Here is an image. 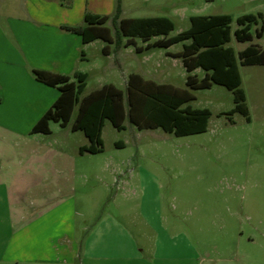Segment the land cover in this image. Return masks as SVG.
Here are the masks:
<instances>
[{"label": "rangeland", "instance_id": "rangeland-1", "mask_svg": "<svg viewBox=\"0 0 264 264\" xmlns=\"http://www.w3.org/2000/svg\"><path fill=\"white\" fill-rule=\"evenodd\" d=\"M11 1L0 0V10L8 11ZM177 4L192 8L186 0H177ZM156 10L146 14L165 12ZM199 14L232 17V38L227 46L237 55L251 45L264 50V30L262 37L257 35L264 28V0H214ZM251 14L262 18L251 28L252 39L238 42L237 20ZM174 21L176 29L169 37L190 27L189 21ZM0 24L7 25L2 17ZM107 26L115 38L112 55L103 54V42L88 48L90 61L83 64L90 76L88 90L109 82L126 93V78L131 73L187 88L183 61L172 57L184 49L183 43L138 54L133 47H118L122 38L112 23ZM239 68L249 119L240 112L230 114L235 108L234 94L226 87L191 90L195 99L183 108L212 113L207 131L201 134L177 137L161 128L139 131L128 117L126 129L119 131L107 120L104 152L80 155L75 143L86 138L83 132L70 131L77 108L66 130L51 124V135L19 137L0 129V181L4 183L0 227L6 223L16 224L12 230L25 227L42 211L40 202L54 191L52 186L25 191L24 169L15 162L65 161L77 173L60 185L68 200L66 237L60 246H69L72 238L82 245L91 235L98 241L129 240L144 248V264H165L159 258L170 250L158 244L175 240L180 246L188 241L192 246L188 260L176 264H264V65L239 63ZM198 74L204 76L202 71ZM80 170L91 171V176L81 178ZM10 196L25 206L22 214L10 212L5 202ZM118 223L128 231L126 236L110 231ZM179 246L171 249L178 257L182 254ZM17 253L19 258L24 254L20 248ZM80 257L78 254L74 264H80ZM16 264L27 263L20 259Z\"/></svg>", "mask_w": 264, "mask_h": 264}, {"label": "crops", "instance_id": "crops-1", "mask_svg": "<svg viewBox=\"0 0 264 264\" xmlns=\"http://www.w3.org/2000/svg\"><path fill=\"white\" fill-rule=\"evenodd\" d=\"M186 1L192 5L191 9L186 6H178L177 0H121L122 18L165 17L174 24V18H177L181 22L189 21L191 27L192 17L213 16L211 14H199V12L212 5L214 0ZM65 2L70 3V6L64 5L58 0H12L8 11L0 10V20L2 17L7 23L5 28L0 24V129L12 135L19 137L31 135L34 126L60 96L58 88L37 81L32 74L34 70L65 75L71 81H76L77 73L87 75V85L82 97L106 84H113L103 82L99 88L88 90L90 76L84 70L83 64L90 61L87 52L90 46L103 42V54L109 58L112 55L111 46L114 43L109 45L98 39L85 44L81 36L67 32L63 27L86 26L85 16L87 13L112 17L115 13L117 0H65ZM156 9L165 12H162L164 14H146L156 13ZM154 10L155 12H153ZM108 23H112V19ZM120 38L122 39H120L118 47H124L126 50L133 47L138 54H144L154 49H163H146V47L149 43H154L158 39L169 38V36L156 37L149 42H144L140 38L133 40L123 36ZM137 39H140L143 45H139ZM187 42L191 43V41L183 42V46L190 44ZM128 43H132V45H128ZM107 46L109 49L108 53L105 54L104 49ZM137 48L140 49V52L137 51ZM177 54L172 55V57L179 58L175 56ZM200 71L202 70L197 69L194 74L199 76ZM134 74L143 77L145 80H150L140 73H131L126 78V86H128L129 77ZM76 108L78 109V106ZM61 128L66 130L68 126ZM70 131L72 134L82 132H74L71 127ZM52 132L51 127V134ZM84 136L85 140H81L79 144L75 143V150L77 149L80 155L87 153H81L80 149L88 147L90 144L87 136L85 134ZM15 163L17 167L24 169L25 191L41 187L46 188L47 186H52L54 191L50 192L42 203L40 202L39 208L42 211L31 219L25 227L12 230L13 226L16 225L15 223H12L13 225L6 223L4 228L0 227V264H16L20 259L27 264H74L78 254L81 255L80 264H83V261L84 264L145 263L144 248L129 240L98 241L96 237L91 235L82 245L78 243L77 239L72 238L68 241L69 246H60L59 243L66 237V202L68 201L65 198L64 188L60 185L65 184L66 180L71 177L75 178L77 173L75 166L73 167L70 162H54L53 160L45 161L42 165L35 161H16ZM81 167L79 164V169ZM79 174L81 178L86 179L89 178L88 175L91 176V171H81ZM11 185L14 184H9V187ZM2 186L4 183L0 181V188ZM2 202L4 201L0 196V205ZM5 202H7L12 213L22 214L26 210L25 206L17 198L14 201L12 196L7 198ZM111 230L124 233L125 236L128 233L120 223L112 226ZM178 246L179 243L175 240L163 241L158 244L159 248L170 250L168 251L169 255L159 258L160 261L165 264L187 261L188 249L190 252L192 246L190 243L188 244V241L181 242L179 248L182 250V254L180 257L172 254V250ZM18 248L24 252L21 258L18 257Z\"/></svg>", "mask_w": 264, "mask_h": 264}, {"label": "trees", "instance_id": "trees-1", "mask_svg": "<svg viewBox=\"0 0 264 264\" xmlns=\"http://www.w3.org/2000/svg\"><path fill=\"white\" fill-rule=\"evenodd\" d=\"M58 1L70 6L65 0ZM258 18H262V15L251 14L238 18L240 28L235 32L238 42L244 43L252 39L250 31L253 24H257ZM110 19L118 37L123 36L130 40L140 38L149 42L156 37H167L175 30V24L165 17L122 18L121 0H117L112 17L87 13L86 26L63 29L81 36L85 44L101 39L110 45L115 43L112 31L107 26ZM232 22L229 15L192 17L188 30L147 45L146 49H167L175 44L191 41L190 44L184 45L182 52L175 55L183 60L188 74L186 89L157 84L134 74L129 77L126 94L115 85L106 84L82 97L87 85V75L77 73L76 81H71L65 75L34 70L35 79L58 88L60 96L34 126L32 134H51V123H58L61 127L69 126L77 106L78 114L71 128L74 132H84L90 141L88 147L80 149L81 153L104 152L102 133L107 120H110L117 130L125 129V120L128 117L130 123L139 130L161 128L177 137L201 134L208 129L211 111L183 106L195 99L191 90L210 89L214 85L224 86L233 92L235 108L230 114L240 112L249 119L246 96L241 89L239 63L243 66L264 65V50L257 45H251L237 55L233 48L227 46L232 38ZM263 30L264 28L257 32L258 37H262ZM108 49V46L104 49L105 54ZM137 51L140 52V49L137 48ZM197 69L204 72L203 78L194 74Z\"/></svg>", "mask_w": 264, "mask_h": 264}]
</instances>
